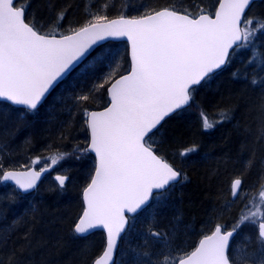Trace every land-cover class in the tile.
<instances>
[{
	"label": "snow or ice",
	"instance_id": "1",
	"mask_svg": "<svg viewBox=\"0 0 264 264\" xmlns=\"http://www.w3.org/2000/svg\"><path fill=\"white\" fill-rule=\"evenodd\" d=\"M254 3L255 0H218L214 11L198 14L165 7L145 9L137 16L121 14L116 19L96 15L58 38L59 27L57 33L43 34L30 22V0H0V100L23 106L16 112L17 130L27 126V114L38 112L50 89L99 41L126 38L130 43L126 73L119 72V54L104 53L102 62L110 63L109 72L92 89L71 96L73 107L84 114L90 133L82 153L95 154L93 174L83 191L86 208L71 231L82 237L92 229L107 232L104 250L93 264H113L117 241L129 225L126 212L137 213L150 199L163 204L184 178L153 147L168 118L191 107L198 86L230 66L237 51L251 50L249 63L258 62L264 67V54L256 44L258 34H264V23L257 20L253 27L254 19L245 15ZM57 18L62 21L64 16L58 13ZM252 83L257 81L253 79ZM100 89L108 96L106 106L102 111H91L90 97ZM11 115V110L0 113V119ZM201 119L204 129L215 126L206 116ZM228 119L227 114H222V121ZM259 134L264 137V122ZM195 150L189 148L181 155ZM72 155L61 153L51 158V164ZM49 170L41 165L39 171H4L0 163V181H14L19 189L28 192ZM55 179L63 188L69 176L57 175ZM241 185L240 178L231 183L233 202L248 197ZM260 189L257 195L248 197L230 228L217 223L211 235H204L194 250L181 247L174 227L167 233L149 228L144 249L133 250V264H264V182ZM244 226L255 229L254 239L244 236L249 245L254 244L252 250L235 243ZM10 240L7 230L3 231L0 250ZM22 240L20 248L9 254L7 264H40L35 252L43 242L35 241L30 233L24 234ZM149 240L153 243L149 244ZM0 264H5L4 260L0 259Z\"/></svg>",
	"mask_w": 264,
	"mask_h": 264
},
{
	"label": "trees",
	"instance_id": "2",
	"mask_svg": "<svg viewBox=\"0 0 264 264\" xmlns=\"http://www.w3.org/2000/svg\"><path fill=\"white\" fill-rule=\"evenodd\" d=\"M217 5L218 0H30L28 12L32 17L30 22L36 24L43 34L57 33L59 27V35L69 34V29H78L96 15H107L109 18L119 17L121 14L137 16L145 9L159 10L165 7L187 10L192 14L211 13ZM58 13L64 16L62 21L57 18ZM246 16L254 19L253 27L257 20L264 23V0L255 2ZM256 44L259 52L264 54V34H258ZM235 56L230 66L218 71L206 84L198 86L191 107L168 118L162 135L155 137L153 147L181 171L184 178L163 204L153 200L146 210L136 216L138 218L134 217L144 225L140 228L139 237L133 242L135 250L144 249L149 228L167 233L174 227L181 247L190 251L199 238L212 231L217 223L230 228L236 221V214L241 212L247 197L233 202L230 192L233 179L229 183L211 176L219 168L215 164L217 159L229 160L232 155L227 149L231 146L241 151L247 149V137L259 135L257 131L264 122V112L261 111V105H264V67L258 62L249 63L252 58L251 50L241 51L238 53L239 58ZM123 63L119 72L126 73L129 68L127 48ZM253 79L257 81L256 84L252 83ZM95 96L94 94L93 97ZM98 96L99 100L89 102V110L106 106L108 98L104 89ZM0 106L6 108L5 114L9 110L12 112L6 119H0V163L3 164V170L38 165L36 161L40 158L41 149L44 153L46 149H54L52 147H70L65 150L72 152V158L76 160L73 161L75 166L71 173L67 174L69 179L73 175L81 178L84 171H89L84 162H91L93 157L90 153H82L87 141L84 140L79 149L67 145L82 129L78 121L75 122V114L63 117L65 120L62 125H55V130L51 132L49 122L41 123L39 118L34 121L37 119L36 114L44 108L42 106L35 114L28 113L27 126L17 130L18 121L15 117L21 108L5 102H0ZM222 114H227L230 119L222 121ZM202 115L215 122L212 130L202 128ZM84 131L87 135L86 125ZM193 147L195 151L181 155ZM60 148L57 150L62 151ZM250 149L247 156H234L239 161L235 165L237 170L234 174L240 175L241 187L248 195H252L255 184L257 186L264 182V137L263 141L260 139L258 143L250 145ZM77 156L80 158L77 159ZM88 182L85 181L81 188L72 185L70 191L65 190L67 193L61 195L57 191L40 195V189L45 183L43 180L32 194L38 198L29 203L26 199L31 197L30 194H21L14 186L0 181V194H6L5 202L2 205L0 203V234L7 230L11 236L7 247L0 250V259L7 264L12 250L19 249L23 243V235L30 233L35 241L43 242L35 252V260L40 264H92L93 258L103 249L104 234L96 232L86 240L71 231L82 212L81 195ZM19 198L20 202L24 201V207L20 203L10 205L11 201ZM85 241H95L98 250L94 253L85 252ZM152 243L149 240V244ZM134 249L131 253H126L130 259L135 257ZM125 260L127 259H121Z\"/></svg>",
	"mask_w": 264,
	"mask_h": 264
},
{
	"label": "rangeland",
	"instance_id": "3",
	"mask_svg": "<svg viewBox=\"0 0 264 264\" xmlns=\"http://www.w3.org/2000/svg\"><path fill=\"white\" fill-rule=\"evenodd\" d=\"M250 18H252V17H250ZM126 48H127V45L124 42L116 43L115 45L108 43V44H105L102 47H100L95 53H93L78 69H76L53 92V94L50 96L49 100L46 101L42 105V106H44V108L41 109L38 114H36L37 119L34 121H38V118H39L41 120V123H43L44 121H45V123L49 122V124H51L49 127V131L52 132L53 130H55V128H54L55 125H58V126L62 125V123L65 120V119H63V117H66L68 114L70 115V113L75 114V117H74L75 122L77 120L80 127H82V129L79 127L80 131L77 133L75 138L71 139V141H69V143H67V145L73 146L74 148H76L77 146H82L81 143L84 140H85V142L88 141L89 136H88V133H87V135L84 133L85 132L84 131V125H85L84 124V114L73 107V102L71 100V96L74 93L85 92V91H88L89 89H92L94 84L97 83L100 79H102L109 72V70L111 68L110 63L107 61L102 62V57H103L104 53L111 52V53H113V55L119 54L120 65H121L120 68H122L123 64H124L123 58H124V53H125ZM243 50L244 49L237 51L235 53V55H237V56H235V57H238V53H240ZM101 90L102 89H100L98 92L95 93V95H96L95 97H90V101H92L93 99L99 100L100 96H98V95H100ZM5 109H6L5 107L0 106V113H4ZM218 114H216V115H218ZM208 120L210 122H212V120H210V119H208ZM201 124L203 125V122H201ZM202 128H203V126H202ZM212 129L213 128L205 129V130L208 131V130H212ZM257 132H259V130ZM253 133H255V132H253ZM252 135L253 136L247 137V149L246 148H245V150L242 149L244 151H241L237 147L235 148L234 146L229 147L227 149V152H229V154L232 155L231 158H229V160L228 159L227 160L217 159V162L216 163L214 162V163L219 168L215 169V171L212 172L213 174H211V176H215L216 178H221L223 180H227V181H229V183L232 179L233 180L236 178L242 179L241 177H239L240 175H235L236 170H237L235 165L239 161L237 159H235L234 156L235 157H241V155L247 156L251 152L250 145H254V144L258 143L260 141V139H262V141H263V137L260 134L259 135L258 134H252ZM245 141H244V144H245ZM87 145H88V143H86L85 147H87ZM52 148H54V149H52V150L46 149L47 151H45L46 153L44 152L45 154L42 153L43 149H41V154H39V157H40L39 161L40 162L37 165L38 167L41 168V165H45V166L51 165L55 169V172L52 175L45 178L44 187L42 189H40V192H39L40 195H42L43 193H50V192H56V191L60 192L58 194L61 195V194L67 193V191H65V190L70 191V187L72 185H73V187L75 185L77 188H81L85 181H87V182L89 181V177L93 174V168L95 166L94 158L91 162L90 161H86V163L84 162L86 169H88L89 171H87V172L84 171L82 173L83 176L81 178L74 177V175H73V177H70L68 182L66 181L65 186L63 188H61L59 186L58 181H56L55 177L57 175H67L68 173H71L70 171L75 166V162H73V161H75L76 159L74 160V158H72V156H69L65 159L59 160V162L57 164L52 165L51 164V158L59 157V155L61 153L67 152L65 150L66 148H70V147H63V148L59 147L60 149H62V151L57 150L59 148H55V147H52ZM234 153H236V154H234ZM46 161H47V163H45ZM4 170H6V169H4ZM260 190H261L260 184L257 186L255 184V188L252 190V195H248V197H252V196L257 195ZM32 194L33 193L30 194L31 197H28V199H26V201L29 203H33L34 199L38 198L37 196H35V197L32 196ZM4 196H6V194H3V193L0 194L1 205L5 202ZM18 203H20L22 205V207H24V201L20 202V198L15 200V201H11L10 205L11 204L17 205ZM10 205H9V208H10ZM5 207H7V206H5ZM136 218H138V217H136ZM131 223L132 224L129 227L128 231L122 237L124 240H123V242H121L122 248L121 247L120 248L122 250L120 251V256L118 255L119 261L117 262V264H122V263L123 264H131V263H133V258L130 259V257H127L126 253H131L132 249L135 248V243H133V242H135L136 237H139L138 233L141 230L140 228H143L144 225H141L140 220L137 222V220L134 218L132 219ZM254 230L255 229L250 227V226L242 227L241 232L238 234V237L236 238L235 243L245 245L249 250L250 245L247 241L244 240V236H245V234L252 236V234L254 233ZM90 236L84 237V239L87 240ZM104 241H105V239H104ZM83 243L84 244L87 243L86 244L87 247L84 248V251L86 250L85 252H93L94 253V251L98 250V248H99V247H97L98 244L95 241L94 242L85 241ZM101 252L102 251H100L93 259H95ZM125 258L127 260L121 261V259H125Z\"/></svg>",
	"mask_w": 264,
	"mask_h": 264
},
{
	"label": "water",
	"instance_id": "4",
	"mask_svg": "<svg viewBox=\"0 0 264 264\" xmlns=\"http://www.w3.org/2000/svg\"><path fill=\"white\" fill-rule=\"evenodd\" d=\"M258 0H255V2H257ZM217 7H218V5H217ZM252 6H250V8H251ZM162 9V8H161ZM160 10V9H159ZM249 10H246V12H245V15L247 14V12H248ZM116 18H118V17H114V18H110V19H116ZM242 25H243V21H242ZM70 34V33H69ZM58 38H59V35H58ZM109 42H115V43H117V42H124V43H126V45H127V51H128V59H129V63H130V43L129 42H127V40H126V38H107V39H105V40H103V41H99L98 42V44L97 45H94L93 46V49H90L89 50V54H86L85 55V57L84 58H82V60H81V62H79L75 67H74V69L68 74V75H66V77H64L61 81H59L56 85H54V87L52 88V89H50V91H49V93L48 94H46V98H45V100L42 102V105L48 100V98L53 94V92L76 70V69H78L93 53H95L100 47H102L103 45H105V44H107V43H109ZM203 83V82H202ZM107 98H108V96H107ZM0 102H5V103H8V104H10V105H12L11 104V102H8V101H4V100H0ZM41 105V106H42ZM13 107H17V108H23V106H16V105H12ZM40 106V107H41ZM39 107V108H40ZM187 108V107H186ZM103 110V108H101V109H94V110H91V111H102ZM175 114V113H174ZM174 114H172V115H174ZM88 134H89V136H90V133H89V131H88ZM88 146V145H87ZM92 156H93V158H94V161H95V154L94 153H90ZM175 168V167H174ZM31 169H35V170H37V171H39L40 169L39 168H36V167H29V168H25V169H7V170H5V171H16V172H25V171H29V170H31ZM49 169H51V167H49ZM49 171H46V172H44L42 175H41V177H40V179L37 181V186H36V188H34V189H31V190H29L28 192H24L22 189H19L18 188V186L15 184V182L14 181H3V182H5V183H8V184H11V185H14L22 194H27V193H31V192H33L34 190H36L37 188H38V186H39V184L41 183V181H42V179L45 177V175L48 173ZM84 191V190H83ZM152 200L153 199H150V201H149V204L147 205V206H145L142 210H138V212L137 213H125V215L129 218V223H130V218L131 217H134V216H136L137 214H139L140 212H142L143 210H145L148 206H150V204L152 203ZM82 201H83V211L85 210V208H86V202L84 201V198H83V192H82ZM82 214H83V212H82ZM82 214L80 215V217L82 216ZM80 217L78 218V220L80 219ZM78 220L76 221V222H78ZM129 226V225H128ZM128 226H126V229H125V233H126V231H127V229H128ZM98 231H102L104 234H105V241H106V235H107V232H106V230L105 229H100V228H97V229H92V230H90V232L86 235V236H83V237H87V236H90L91 234H93V233H95V232H98ZM125 233H121V239L120 240H118L117 241V249H116V252L114 253V256H113V264H115L116 263V260H117V254H118V250H119V247H120V244H121V240H122V237L124 236V234ZM212 233V232H211ZM211 233H209V234H206V235H211ZM79 237H82V236H79ZM204 237V236H203ZM203 237H201V239H203ZM198 243H199V241L197 242V244H196V246H198ZM195 246V247H196ZM194 247V248H195ZM194 248L192 249V250H194ZM102 254V253H101ZM100 254V255H101ZM99 255V256H100ZM99 256L97 257V258H99ZM96 258V259H97Z\"/></svg>",
	"mask_w": 264,
	"mask_h": 264
},
{
	"label": "flooded vegetation",
	"instance_id": "5",
	"mask_svg": "<svg viewBox=\"0 0 264 264\" xmlns=\"http://www.w3.org/2000/svg\"><path fill=\"white\" fill-rule=\"evenodd\" d=\"M54 172H55V169H54L53 167H51L49 173H47V175H45L44 180H45V178H47L48 176L52 175ZM9 185H10V184H9ZM11 186H12V185H11ZM213 229H214V228H213ZM213 229H212V231H213ZM212 231H210V232H208V233H206V234H209V233H211ZM206 234H204V235H206ZM255 234H256V233H255V230H254V233H253L252 236H251V237H253V239L255 238ZM237 237H238V235H237ZM237 237H236V238H237ZM253 247H254V244L250 245L249 250H252Z\"/></svg>",
	"mask_w": 264,
	"mask_h": 264
},
{
	"label": "bare ground",
	"instance_id": "6",
	"mask_svg": "<svg viewBox=\"0 0 264 264\" xmlns=\"http://www.w3.org/2000/svg\"><path fill=\"white\" fill-rule=\"evenodd\" d=\"M81 199H82V197H81ZM247 202H248V197H247V200H246L245 203H247ZM82 203H83V201H82ZM82 212H83V210H82ZM82 212L80 213V215L82 214ZM240 214H241V212L236 214V219H237V217H238ZM80 215H79V216H80ZM233 223H234V222H233ZM131 224H132V223H131V221H130L129 226H128V229H129V227L131 226ZM128 229H127V231H128ZM98 232L103 233L102 231H98ZM103 234H104V233H103ZM75 235H76V234H75ZM76 236H78V235H76ZM78 237H79V236H78ZM201 237H202V236H201ZM201 237L199 238V240L201 239ZM104 238H105V234H104ZM199 240H198V241H199ZM104 246H105V242H104ZM120 247H121V246H120ZM103 248H104V247H103ZM121 248H122V247H121ZM121 248H120L119 251H118V255H119V256H120V251L122 250ZM118 258H119V257L117 256V262H118Z\"/></svg>",
	"mask_w": 264,
	"mask_h": 264
}]
</instances>
